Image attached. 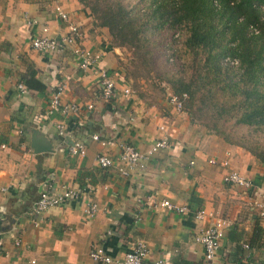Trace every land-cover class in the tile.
I'll return each instance as SVG.
<instances>
[{"label": "crops", "instance_id": "1", "mask_svg": "<svg viewBox=\"0 0 264 264\" xmlns=\"http://www.w3.org/2000/svg\"><path fill=\"white\" fill-rule=\"evenodd\" d=\"M55 3L79 28L82 46L101 55L100 67L115 80V99H98L97 73L80 70L70 48L50 54L31 48L43 28L52 38L66 33ZM121 61V47L78 0H0V264H97L88 256L93 246L121 258L139 241L147 246L146 263L204 264L203 248L195 241L207 225L194 219L199 209L227 224L211 264H264V239L256 235L264 233V218L254 206L264 202V164L209 133L185 111L174 112L163 95H122L128 80ZM27 80L43 90L27 87ZM18 83L25 87L22 95ZM58 83L64 84L62 100L79 106L77 114H47ZM58 122L65 126L63 135L55 129ZM160 124L169 129V147L143 171L121 176L119 144L144 150L159 135ZM75 141L84 144L83 156L69 154ZM33 144L44 150L36 152ZM100 153L114 165L100 169L95 161ZM212 158L226 160L227 168L210 165ZM230 169L250 180L251 189L224 184L223 174ZM62 185L82 190L81 197L37 218L27 216L42 190ZM148 198L167 199L189 212H165ZM89 202L97 207L91 219L84 213Z\"/></svg>", "mask_w": 264, "mask_h": 264}, {"label": "trees", "instance_id": "2", "mask_svg": "<svg viewBox=\"0 0 264 264\" xmlns=\"http://www.w3.org/2000/svg\"><path fill=\"white\" fill-rule=\"evenodd\" d=\"M78 1L96 26L108 30L113 45L130 48L140 64L150 54L148 37L170 32L161 52L169 64H176L182 51L183 74L178 70L166 82L172 94H185L183 111L264 164V145L249 144L243 137L234 142L220 125L233 119V125L256 133L264 130V0H136L134 6L118 0ZM26 86L43 90L30 80ZM204 117L209 122L204 123ZM256 235L264 239L263 232Z\"/></svg>", "mask_w": 264, "mask_h": 264}, {"label": "built area", "instance_id": "3", "mask_svg": "<svg viewBox=\"0 0 264 264\" xmlns=\"http://www.w3.org/2000/svg\"><path fill=\"white\" fill-rule=\"evenodd\" d=\"M53 10L57 19L65 24L67 29L66 33L59 38H52L45 34L47 30L46 28H43L41 35L35 36L31 39V48L39 53L45 54L70 48V52L74 55L77 66L80 70L87 71L92 69L97 73L98 99L105 102L115 99L117 96L115 80L105 69L100 67L101 55L98 52H92L82 46L80 43L82 35L79 28L69 20L68 14L62 9L60 4L55 3ZM225 61H229L228 58H226ZM230 62L236 64V61ZM16 90L18 95H22L25 92L23 83H18ZM63 91V83H58L51 90L48 100L47 114H52L54 111H57L62 116H69L75 115L79 112V106L62 100ZM121 93L125 97L130 95L127 87L121 89ZM185 97V94H182L180 98L169 93L167 102L171 105L174 112L180 113L183 111L181 99H184ZM86 108L91 109L92 104H88ZM55 129L58 135H63L65 126L62 122H58L55 124ZM157 130L159 135L144 150H140L127 143L119 144L117 161L119 163L118 172L121 176H127L133 171H143L149 160L156 153L166 150L169 147L170 134L167 126L160 124L157 127ZM91 139L97 141L99 138L98 135H92ZM68 152L73 156H83L85 154V146L82 142L75 141L68 146ZM95 161L100 169H108L114 165V160L104 153L98 154ZM208 163L210 165L218 164L222 168H227L228 166L226 160L217 162L213 158L208 160ZM222 180L224 184L235 186L245 191H248L252 187V182L250 180L244 178L241 174L232 169L223 174ZM82 192L83 191L78 188H72L66 185H62L56 189L46 188L38 194L37 198L29 206L26 214L30 218H37L53 207L63 206L70 201L79 199ZM148 202L152 207L160 208L165 212H172L180 215L189 212V209L186 206L178 205L167 199L156 200L154 198H148ZM254 206L256 207L257 216L264 218V202H254ZM96 212L97 207L95 203L89 202L84 210L86 217L91 219ZM193 216L197 221L207 222V225L201 229L200 234L196 237L195 241L203 248L204 264H211L220 247V242L223 238L224 229L227 224L222 218L216 217L211 212H207L204 209L195 211ZM14 244L18 246L20 241L15 240ZM147 253L148 250L146 244L139 241L130 246L129 250L125 252L121 258L111 257L106 254L100 246H93L90 249L88 256L97 264H164V260L162 259L146 263L145 257Z\"/></svg>", "mask_w": 264, "mask_h": 264}, {"label": "rangeland", "instance_id": "4", "mask_svg": "<svg viewBox=\"0 0 264 264\" xmlns=\"http://www.w3.org/2000/svg\"><path fill=\"white\" fill-rule=\"evenodd\" d=\"M93 1L95 0H85V3L91 4ZM99 1L108 2L110 0ZM118 1L129 6H134L136 3V0ZM170 34L171 33L168 31H160L155 32L153 35L148 37L149 41L147 44L150 54L144 56L143 64L135 61L134 51L128 47H121L123 61H121L120 67L123 70L124 77L128 80L127 83L130 94H145L144 97H151L154 92H156L163 95L167 101L168 94L172 92L166 82V78H169L172 73H175L178 70L183 74L182 51L178 52L176 64H169L161 52V45L163 42H167L169 40ZM134 61L135 63H133ZM184 74H188L186 69ZM202 120L205 123L209 122L210 119L204 117ZM233 121V119L220 121V125L224 128L225 132L229 135V138L232 141H239V138L243 137L245 142H248L249 144L251 142H257L264 145V130L257 131L256 133L252 130L246 129L245 127L233 125Z\"/></svg>", "mask_w": 264, "mask_h": 264}, {"label": "water", "instance_id": "5", "mask_svg": "<svg viewBox=\"0 0 264 264\" xmlns=\"http://www.w3.org/2000/svg\"><path fill=\"white\" fill-rule=\"evenodd\" d=\"M33 148L36 152H39L40 150H44V147L42 146H39V147H35L34 144H33Z\"/></svg>", "mask_w": 264, "mask_h": 264}]
</instances>
